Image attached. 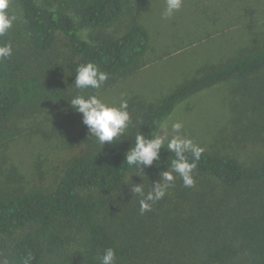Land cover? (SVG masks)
Listing matches in <instances>:
<instances>
[{
	"label": "trees",
	"instance_id": "obj_1",
	"mask_svg": "<svg viewBox=\"0 0 264 264\" xmlns=\"http://www.w3.org/2000/svg\"><path fill=\"white\" fill-rule=\"evenodd\" d=\"M14 1L22 12L31 54L49 50L57 32L65 36L64 63L70 83L78 65L87 61L107 72L108 78L128 75L147 47L144 26L134 18L121 20L125 0ZM83 29H90L88 39L80 37ZM4 41H11L13 55L0 60V144L14 136L5 129L13 115H31L60 97L58 83L30 67V56L16 45L12 30L0 37V43ZM236 80H248L249 86L230 102L228 137L255 148L256 155L240 161L219 151H203L194 172V187H184L177 176L164 198L143 214L138 198L130 193L126 200L140 219L133 227L125 224L120 230L115 223L99 220L109 199L80 190L126 189L132 170L124 163V154L139 131L150 137L180 102ZM165 149L160 161L144 169L146 190L174 158ZM68 224L84 233L77 260L62 253ZM157 224L164 229L150 234ZM4 237L13 238L5 243ZM140 238L146 248L156 251L148 250L147 257L137 259ZM233 243L240 257L232 256ZM107 247L116 250V264H264V35L231 57L201 64L157 102L143 104L126 140L102 146L93 140L86 151L66 161L51 190L0 194L3 264H24L29 255L28 264H99V255ZM149 253L154 255L149 257Z\"/></svg>",
	"mask_w": 264,
	"mask_h": 264
},
{
	"label": "rangeland",
	"instance_id": "obj_2",
	"mask_svg": "<svg viewBox=\"0 0 264 264\" xmlns=\"http://www.w3.org/2000/svg\"><path fill=\"white\" fill-rule=\"evenodd\" d=\"M12 6L18 9L14 0ZM163 7L164 0L124 1L121 20L134 18L144 26L149 36L147 47L137 68L128 75L108 78L100 89L76 90L70 85L64 63L68 48L62 33H56L49 50L42 55H33L22 20L13 25L11 30L15 43L30 56V67L44 78L58 83L60 97L46 103L38 112L28 116L15 114L6 122L5 129L14 136L0 144V194L51 190L66 161L90 147L95 139L89 136L82 123V114L74 111L67 101L73 95L95 94L108 103L118 104L121 94H126L131 125L143 104L157 102L193 75L201 64L231 57L264 35V0H184L182 8L169 19L161 18ZM108 30L112 31V28ZM89 32L90 29H83L79 35L88 39ZM248 86V80L214 85L180 102L170 115L183 123L182 133L204 151H219L240 161L247 160L255 156L257 150L228 136L232 126L230 102L244 93ZM127 130L118 141L127 139ZM130 179L134 183L141 182L135 174ZM142 180L144 183L143 177ZM126 184L129 186L126 185V189L118 194V191L104 192L96 188L80 192L106 196L109 202L103 213L98 215L99 220L115 223L121 230L125 224L133 227L132 223L140 220L138 213L133 211V204L126 200L131 193V181L128 179ZM163 229L162 224H157L150 234ZM83 237L82 230L75 224H68L62 253L77 260ZM12 238L1 240L7 243ZM136 244L137 259L147 257L148 250L156 251L146 248L142 238ZM231 254L234 258L240 257L234 243ZM153 255L149 253V257ZM0 264H3L1 258Z\"/></svg>",
	"mask_w": 264,
	"mask_h": 264
},
{
	"label": "clouds",
	"instance_id": "obj_3",
	"mask_svg": "<svg viewBox=\"0 0 264 264\" xmlns=\"http://www.w3.org/2000/svg\"><path fill=\"white\" fill-rule=\"evenodd\" d=\"M183 2L184 0H164L161 18L173 17L182 8ZM21 20L22 12L13 8L12 0H0V37H5L13 25ZM12 55L11 41L0 43V60L7 59ZM107 79V72L101 71L95 63L87 61L78 65L74 80L70 85H74L76 90L100 89ZM125 96L126 94H121L118 104L108 103L95 94L80 93L73 95L67 101L74 111L82 114V123L86 126L89 136L102 146L105 142L112 144L114 141L120 140L119 138L125 134L131 123L128 99ZM183 127L180 120L173 119L169 115L159 122L158 131H154L150 137H145L139 131L134 137V143L124 154V163L132 170V174L141 178V182L134 183L130 179L132 174L128 177L131 181L129 188L132 197L138 198L141 214L151 211L152 205L164 198L169 189L174 186L177 176L181 179L184 187L195 186L194 172L204 149L182 133ZM162 149L174 153V158L168 169L161 171L159 178L146 190L142 180V175H145L144 169L152 166L154 162L160 161ZM31 259L32 257L29 255L24 264H28ZM99 264H116V250L112 247L105 248L99 255Z\"/></svg>",
	"mask_w": 264,
	"mask_h": 264
}]
</instances>
